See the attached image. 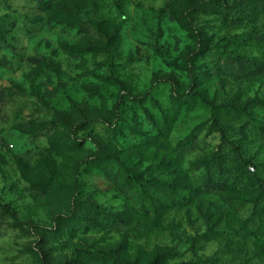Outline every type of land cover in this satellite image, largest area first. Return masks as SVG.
Returning <instances> with one entry per match:
<instances>
[{
    "label": "rangeland",
    "instance_id": "1",
    "mask_svg": "<svg viewBox=\"0 0 264 264\" xmlns=\"http://www.w3.org/2000/svg\"><path fill=\"white\" fill-rule=\"evenodd\" d=\"M0 264H264V0H0Z\"/></svg>",
    "mask_w": 264,
    "mask_h": 264
}]
</instances>
